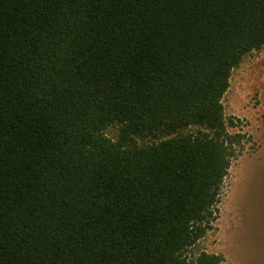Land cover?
<instances>
[{
  "label": "trees",
  "instance_id": "1",
  "mask_svg": "<svg viewBox=\"0 0 264 264\" xmlns=\"http://www.w3.org/2000/svg\"><path fill=\"white\" fill-rule=\"evenodd\" d=\"M263 47L264 0H0V264H189Z\"/></svg>",
  "mask_w": 264,
  "mask_h": 264
},
{
  "label": "rangeland",
  "instance_id": "2",
  "mask_svg": "<svg viewBox=\"0 0 264 264\" xmlns=\"http://www.w3.org/2000/svg\"><path fill=\"white\" fill-rule=\"evenodd\" d=\"M223 105L227 121L238 122L229 131L244 140L224 180L213 229L191 250L189 264L202 252L222 255V264H264V47L232 71ZM105 134L117 140L119 126Z\"/></svg>",
  "mask_w": 264,
  "mask_h": 264
}]
</instances>
